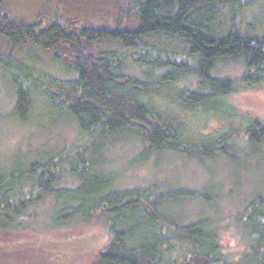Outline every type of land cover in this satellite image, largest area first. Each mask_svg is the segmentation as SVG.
I'll return each mask as SVG.
<instances>
[{"label": "trees", "instance_id": "obj_1", "mask_svg": "<svg viewBox=\"0 0 264 264\" xmlns=\"http://www.w3.org/2000/svg\"><path fill=\"white\" fill-rule=\"evenodd\" d=\"M7 1L0 0V72L15 90L12 118L29 121L43 101L60 123L72 120L77 135L0 166V231L102 225L109 242L90 264H264L263 193L227 220L208 215L228 189L214 182L221 164L232 194L247 178H236L238 167L260 171L264 163V121L229 100L264 85V30L243 21L258 0H126L110 24L55 13L26 22L6 11ZM30 47L61 72L20 60ZM231 62L241 64L237 79L219 75ZM131 137L137 155L112 168L108 152ZM166 156L195 162L209 181L198 189L123 184L134 168ZM187 203L202 213L192 216ZM230 226L246 247L225 249Z\"/></svg>", "mask_w": 264, "mask_h": 264}, {"label": "rangeland", "instance_id": "obj_2", "mask_svg": "<svg viewBox=\"0 0 264 264\" xmlns=\"http://www.w3.org/2000/svg\"><path fill=\"white\" fill-rule=\"evenodd\" d=\"M126 0H8L5 9L17 18L32 22L38 16L45 18L57 14L65 18L86 21L98 24H110L120 16V7L125 6ZM253 10L243 16L245 24H255L256 30H264V0H258ZM254 26V25H251ZM4 44L0 39V48ZM20 60L29 66L48 73L61 72L49 54L34 48L25 49ZM241 64L238 62L226 63L219 66L221 76L237 79L241 73ZM15 90L9 80L0 72V166L12 165L20 156L24 157L31 149L32 153L52 151L60 145H68L77 135L76 124L71 120L60 123L58 117L45 102L35 103L32 116L27 122H16L13 115L15 105ZM241 111L251 117L264 121V85L245 87L229 98ZM37 119H34V118ZM219 125V124H218ZM217 126L214 122L213 127ZM131 137L126 142L116 144L108 152L112 168L125 166L138 153L139 145ZM156 164L136 167L130 171V178H126L124 185L147 186L153 182H161L168 187L202 188L210 179L195 162L177 157H163ZM214 174L215 184L226 182L225 200L217 205L214 212L226 220L229 216L242 209L244 202L250 200L257 193L264 194V163L260 171L253 169L248 172L246 167H238L236 178L247 177L234 193L236 198H230L229 187L235 188L230 180V172L221 164ZM240 179V178H239ZM238 184V186L240 185ZM192 216L202 213V206L196 203H187L184 207ZM199 212V213H198ZM41 219H45L41 217ZM35 228V225H34ZM1 230V229H0ZM109 236L102 225L85 226L74 225L68 229L48 230L40 224L31 230L0 231V264H90L94 253L106 246ZM225 249L233 252L246 247V241L233 226L228 227L223 239Z\"/></svg>", "mask_w": 264, "mask_h": 264}]
</instances>
